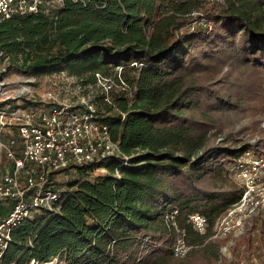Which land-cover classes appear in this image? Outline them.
Returning a JSON list of instances; mask_svg holds the SVG:
<instances>
[{
	"label": "trees",
	"instance_id": "obj_1",
	"mask_svg": "<svg viewBox=\"0 0 264 264\" xmlns=\"http://www.w3.org/2000/svg\"><path fill=\"white\" fill-rule=\"evenodd\" d=\"M0 47L23 53L20 62L12 59L15 70L36 76L65 71L84 84L96 71L109 75L122 65L133 88L130 98L116 94L101 116L126 155L104 164L118 167L120 175L77 180L62 191L58 210L21 220L11 229L1 264L54 258L65 264H168L194 249L174 257L165 246L172 242L167 210L177 209L176 221L190 241L202 242L188 214L213 221L238 198L240 189L221 191L213 177L223 157L233 158L249 144L212 143V113L202 108L199 117L189 107L214 94L218 77L200 72L207 65L228 59L264 69V0L67 1L55 25L42 14L0 22ZM133 61L142 62L140 70ZM201 73L209 77L202 80Z\"/></svg>",
	"mask_w": 264,
	"mask_h": 264
},
{
	"label": "built area",
	"instance_id": "obj_2",
	"mask_svg": "<svg viewBox=\"0 0 264 264\" xmlns=\"http://www.w3.org/2000/svg\"><path fill=\"white\" fill-rule=\"evenodd\" d=\"M67 1L85 5L90 0H0V22L14 16L42 14L55 25ZM12 65L11 54L0 47V163L5 164L0 177V208H7L0 215V264L13 227L24 218L46 215L60 208L65 189L53 184L55 174L67 168H80L89 179L109 173L120 175L118 167L110 170L104 164L109 157L126 158V155L119 141L113 139L110 125L101 119L105 112L99 105H114V93H123L128 98L133 94V88L122 75V65L115 66L109 75L96 71L94 81L87 84L62 71L60 74L65 78L76 79V88L82 95L72 104L59 101L48 92L46 98L51 103L46 106L29 95L31 78L24 81L10 76L11 72L23 78L29 75L10 68ZM131 65L138 71L142 62L133 61ZM230 171L239 182L238 198L213 222L197 211L187 218L192 229L204 235L206 241H220L224 258L231 257L233 245L227 238L243 234L249 221L264 216V159L245 150ZM177 213V209L167 210L164 221L171 233L172 255L184 257L196 243L178 225ZM32 263L37 262L32 259ZM235 264H264V246L259 260L250 257L238 259Z\"/></svg>",
	"mask_w": 264,
	"mask_h": 264
},
{
	"label": "rangeland",
	"instance_id": "obj_3",
	"mask_svg": "<svg viewBox=\"0 0 264 264\" xmlns=\"http://www.w3.org/2000/svg\"><path fill=\"white\" fill-rule=\"evenodd\" d=\"M11 54V53H10ZM23 53L21 51L12 53V59L20 62ZM14 56V57H13ZM13 63V60H12ZM13 68V65L10 66ZM15 69V68H13ZM209 69L218 77L211 87L213 89L212 96L201 97V106H190L189 109L196 110V115L202 114L200 109L204 108L205 113H212L216 124H208L209 131L212 133V143L234 145L237 143L249 144V150L254 154L264 159V69L254 71L248 66H243L238 63L229 64V60L220 59L213 64L207 65L205 69ZM202 80L209 76L201 73ZM11 77L18 79L31 78L28 82L31 86L29 95L36 97V102L50 105V99L46 98V94L50 92L59 101L68 103H76L77 96H81V92L76 88V79L65 78L60 73H46L43 75L28 76L18 73H10ZM85 92V91H83ZM117 93L113 94V98ZM44 99V100H43ZM36 102H29L36 103ZM205 103V104H203ZM101 103L99 109L106 112L107 107ZM196 107V108H195ZM201 107V108H200ZM191 111V110H188ZM217 125V126H216ZM239 155V154H238ZM233 158L223 157L221 162V171L213 181L217 182V187L221 191H232L239 189L238 179L231 174L230 167L234 163ZM83 169H66L54 175L53 184L59 185L64 189L69 188L75 181L82 179H89ZM264 175V171H263ZM211 184V181H207ZM212 185V184H211ZM75 186V185H74ZM212 188V187H210ZM214 188V187H213ZM225 209V208H224ZM223 209V210H224ZM222 211L218 210L215 213L213 220H215ZM213 222V221H212ZM206 238V237H205ZM233 242L231 249V257L224 258L221 254V243L208 245L211 241L203 239L202 242H194L195 247L193 251L185 258H169L168 264H235L238 259H249L250 257L259 260L261 251L264 246V216L254 218L246 225L245 232L239 236H231L227 238ZM167 244V245H166ZM165 246L170 248L171 242L166 243ZM214 245V246H213ZM205 246V247H204ZM209 246L216 249L217 255L212 254ZM210 249V251H209ZM54 264H65L63 260L54 258L51 260ZM27 264H34L32 260ZM42 264V263H35Z\"/></svg>",
	"mask_w": 264,
	"mask_h": 264
},
{
	"label": "crops",
	"instance_id": "obj_4",
	"mask_svg": "<svg viewBox=\"0 0 264 264\" xmlns=\"http://www.w3.org/2000/svg\"><path fill=\"white\" fill-rule=\"evenodd\" d=\"M5 168V164L0 163V177L2 175L3 169ZM6 212V211H5Z\"/></svg>",
	"mask_w": 264,
	"mask_h": 264
},
{
	"label": "bare ground",
	"instance_id": "obj_5",
	"mask_svg": "<svg viewBox=\"0 0 264 264\" xmlns=\"http://www.w3.org/2000/svg\"><path fill=\"white\" fill-rule=\"evenodd\" d=\"M42 264H54V263L51 262V261H48V262H45V263H42Z\"/></svg>",
	"mask_w": 264,
	"mask_h": 264
}]
</instances>
